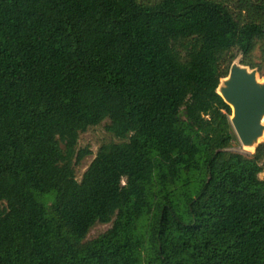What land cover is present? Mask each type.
<instances>
[{
    "label": "trees",
    "instance_id": "1",
    "mask_svg": "<svg viewBox=\"0 0 264 264\" xmlns=\"http://www.w3.org/2000/svg\"><path fill=\"white\" fill-rule=\"evenodd\" d=\"M238 56L261 73L264 0H0V264H264V144L228 150L216 92Z\"/></svg>",
    "mask_w": 264,
    "mask_h": 264
},
{
    "label": "water",
    "instance_id": "2",
    "mask_svg": "<svg viewBox=\"0 0 264 264\" xmlns=\"http://www.w3.org/2000/svg\"><path fill=\"white\" fill-rule=\"evenodd\" d=\"M238 56L231 64L228 74L220 79L216 92L230 107L229 121L238 141L244 149L253 151L264 144L257 139L264 128L261 114L264 112V85L259 86L257 69L240 64ZM259 73V72H258ZM227 79L226 82L223 80Z\"/></svg>",
    "mask_w": 264,
    "mask_h": 264
},
{
    "label": "rangeland",
    "instance_id": "3",
    "mask_svg": "<svg viewBox=\"0 0 264 264\" xmlns=\"http://www.w3.org/2000/svg\"><path fill=\"white\" fill-rule=\"evenodd\" d=\"M258 55H259V52H258V49H256L254 51V56L256 59L258 58ZM256 61H258V60H256ZM257 75H258L259 79H264V67L261 70V73L257 72ZM107 123L108 122L105 121L101 125H99L97 127L89 128V129H87V131L80 134L79 140H78V148L82 149L85 147H89L92 154L90 156L86 157L79 166H76V179L78 181L81 179L82 175L84 174V172L86 171V169L90 165L91 161L95 157L97 150L100 147V145L104 142H107V141H117L111 134H109L107 132V130L105 128ZM228 150L232 151V152H239V153L247 155V156H250L253 152L251 150L244 149L237 138H235V140L232 142V144H231L230 148H228ZM262 166H263V171L259 174L260 179H264V161L262 162ZM50 195H52V193ZM48 199L50 200V198H48ZM49 204H50V201H48V205ZM110 225L111 224L96 223L89 230V233L87 235V239L91 240V239L97 237L98 235L104 233L110 227Z\"/></svg>",
    "mask_w": 264,
    "mask_h": 264
},
{
    "label": "bare ground",
    "instance_id": "4",
    "mask_svg": "<svg viewBox=\"0 0 264 264\" xmlns=\"http://www.w3.org/2000/svg\"><path fill=\"white\" fill-rule=\"evenodd\" d=\"M224 82H226L227 81V79H225V80H223ZM256 82H257V84L259 85V86H263L264 85V79H259V80H257V78H256ZM261 116H262V123L264 124V112L261 114ZM257 141H262V142H264V128H263V130H262V132L260 133V135H259V137L257 138V139H255L252 143H250V144H247L246 146L247 147H252V144L254 143H256Z\"/></svg>",
    "mask_w": 264,
    "mask_h": 264
}]
</instances>
